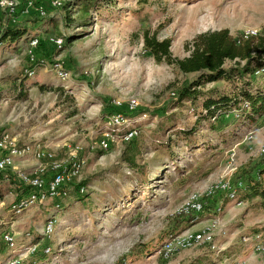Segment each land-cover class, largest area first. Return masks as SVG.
Listing matches in <instances>:
<instances>
[{
  "label": "rangeland",
  "instance_id": "rangeland-1",
  "mask_svg": "<svg viewBox=\"0 0 264 264\" xmlns=\"http://www.w3.org/2000/svg\"><path fill=\"white\" fill-rule=\"evenodd\" d=\"M49 11L46 17L19 16L16 25L27 34L1 42L0 120L21 145L46 143L58 159L78 146L83 169L67 197L48 199L18 214L11 205L27 187L6 172L13 176L0 181L6 202L0 209V264L13 256L23 264H264V251L256 250L258 244L264 246L260 200L241 189L234 199L222 191L207 195L217 183H246L264 165V117L245 124L241 132L227 128L221 139L207 119L201 120L198 132L208 140L217 138V146L202 155L186 148L176 132L194 126L205 99L231 96L241 83L224 78L205 82L201 72L183 74L156 61L143 39L145 30L170 39L173 55L183 58L189 54L185 43L199 33L228 28L237 36L264 29V0H64L61 8ZM6 26L0 15V41ZM50 35L63 37V47L49 44ZM32 37L41 40L37 57L42 66L35 76L23 77ZM57 59L71 72L67 82L52 70ZM195 82L196 98H182L180 90ZM256 84L263 85L264 79ZM131 99L138 108H128ZM192 107L195 112L190 113ZM112 110L135 113L130 126L138 134L131 142L123 131H109L110 148L102 150L99 142ZM169 140L170 151L160 147ZM135 146L137 163L146 165L151 176L149 188L123 160ZM37 163L31 150L17 166L28 170ZM195 197L203 206L199 219L193 211L184 212ZM48 223L54 228L45 234ZM6 228L21 247L12 250L6 244ZM199 232L210 239L175 250L167 259L158 254L172 235ZM40 241L36 255L26 253Z\"/></svg>",
  "mask_w": 264,
  "mask_h": 264
},
{
  "label": "trees",
  "instance_id": "trees-1",
  "mask_svg": "<svg viewBox=\"0 0 264 264\" xmlns=\"http://www.w3.org/2000/svg\"><path fill=\"white\" fill-rule=\"evenodd\" d=\"M83 11L88 12L87 7H84ZM26 34L27 30L25 28H21L16 24L8 25L2 33L0 42L15 41ZM143 39L145 48L156 61L174 65L183 74L201 72L203 73L201 80H205V82H213L224 78L234 83H241V86L236 89L238 91L231 96L205 99L202 113L199 114V119L194 126L176 132V135L185 140L186 148L197 151L198 155H202L208 149L217 146L213 145L215 140L223 138L225 136L223 132H226L227 128L228 130L241 132L245 124L250 126V124H255L258 119L264 117V84H256L257 79H264V74H256V71L264 68V34L244 37L243 33L234 36L228 28L208 30L197 34L185 43V50L189 54L183 58L173 55L170 39H159L155 34L150 35L149 30L144 31ZM66 40L70 41V38ZM227 62H229V65H227ZM199 82L183 87L180 90V96L182 98H196L197 91L192 88L197 86ZM55 90L59 91L61 89L56 87ZM115 112L116 110H112L110 115ZM133 114L135 113L122 111V115L126 118H130ZM229 115L234 117L236 115L238 118L235 117L236 121H228L227 116ZM204 119L208 120L207 125L212 132L217 134V138L208 140L206 135L204 136L198 132L197 126ZM135 138L130 141L133 142ZM171 140L161 143L160 147L170 151L172 149ZM136 146V149L130 155H123V160L131 168L132 174L137 175L138 181L141 180V185L149 188L151 176L148 175L146 165L137 163L136 156L139 148ZM176 146L179 147L177 144ZM12 176L11 174L7 175L6 172H0V181H11ZM245 181L246 183L241 181V190H245L243 194L249 198H258L264 208V165L257 167L252 177ZM137 184L139 185V183ZM134 186V184L127 186L123 194H129ZM40 246H42V243Z\"/></svg>",
  "mask_w": 264,
  "mask_h": 264
},
{
  "label": "built area",
  "instance_id": "built-area-1",
  "mask_svg": "<svg viewBox=\"0 0 264 264\" xmlns=\"http://www.w3.org/2000/svg\"><path fill=\"white\" fill-rule=\"evenodd\" d=\"M49 5L47 7L46 5ZM64 5V0H0V15L6 18V25L17 24L18 18L21 15L36 13L39 17H46L49 15V8L57 9ZM5 29V28H4ZM3 29V30H4ZM264 34V29L261 30H247L243 32L244 37L256 36ZM48 43L53 47L60 49L64 45V38L58 35H50L47 39ZM41 40L39 37H32L28 43V57L29 64L25 68L23 77H33L38 71V66H42L37 57V49L40 47ZM2 43L0 42V45ZM64 62L57 59L54 64L53 71L56 73L58 79L62 82H67L70 79L71 72L66 69ZM256 74H264V68L256 71ZM176 95L175 92L172 93ZM120 105V103H116ZM139 103L136 99H131L128 103V108L134 110L138 108ZM195 112L192 107L190 113ZM195 114V113H194ZM130 118H126L122 113L116 112L107 117L106 130L102 133V139L99 142V147L102 150L110 148V134L109 131L122 132L125 140L133 139L137 136L136 129L130 127ZM248 137V136H247ZM32 150L34 159L38 161L36 165L28 170H21L17 166V162L24 160L29 152ZM79 147L69 150L68 157L65 159H58L50 145L46 143L37 142L33 146L21 145L18 141L17 135L12 129L5 125L0 120V172H9L16 175L18 179L28 187L27 192L21 197L16 198V202L11 205V211L15 214L35 206L44 204L48 199H61L69 195L71 185L75 183L82 174L83 160L79 156ZM264 153V148L262 149ZM242 188V182L232 184L229 181L217 183L210 187L207 195H213L217 191L224 192L228 199L238 197L239 191ZM84 188L81 189L83 191ZM14 196L12 191L9 192ZM6 202L0 198V209L5 207ZM221 207L218 211L221 212ZM193 211L197 215L195 218H200V213H203V206L195 197L191 200L189 206L184 209V212ZM54 228V225L48 223L45 227V234H49ZM184 234V233H183ZM176 234L169 237L160 248L158 254L167 259L175 250L187 248L197 240H209L203 233H187L186 235ZM3 239L6 244L12 249L16 250L23 245L18 243L14 237L12 229H5L3 232ZM41 241L35 243L25 249L29 255H35L39 252ZM257 251H264V246L258 244ZM49 248L45 249L48 252ZM6 264H23L17 256L11 257Z\"/></svg>",
  "mask_w": 264,
  "mask_h": 264
},
{
  "label": "crops",
  "instance_id": "crops-1",
  "mask_svg": "<svg viewBox=\"0 0 264 264\" xmlns=\"http://www.w3.org/2000/svg\"><path fill=\"white\" fill-rule=\"evenodd\" d=\"M33 166H34V165H33ZM33 166H32V167H33ZM29 168H31V167H29Z\"/></svg>",
  "mask_w": 264,
  "mask_h": 264
}]
</instances>
